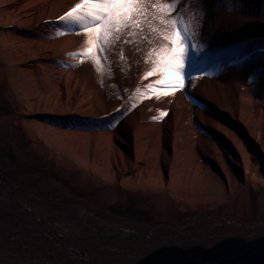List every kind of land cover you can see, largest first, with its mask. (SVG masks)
I'll use <instances>...</instances> for the list:
<instances>
[{
    "label": "bare ground",
    "instance_id": "1",
    "mask_svg": "<svg viewBox=\"0 0 264 264\" xmlns=\"http://www.w3.org/2000/svg\"><path fill=\"white\" fill-rule=\"evenodd\" d=\"M78 2L0 0V264H264V83L252 66L228 64L262 47L264 0H157L172 5L167 21L185 15L197 68L221 60L188 69L183 88L159 96L140 93L162 79L144 73L169 46L160 34L169 25L147 17L126 42L97 51V69L75 55L87 47L83 30L56 23ZM13 136L68 173H32L43 191L31 201L15 183L30 174L1 157ZM93 186L96 195H78ZM251 186L262 188L254 220ZM130 193L156 220L112 214Z\"/></svg>",
    "mask_w": 264,
    "mask_h": 264
},
{
    "label": "snow or ice",
    "instance_id": "2",
    "mask_svg": "<svg viewBox=\"0 0 264 264\" xmlns=\"http://www.w3.org/2000/svg\"><path fill=\"white\" fill-rule=\"evenodd\" d=\"M148 7L154 8L151 15H158L162 24H168V30L161 32L169 46L162 47L156 51V60L151 71L145 72V77L159 75L162 79L147 85L145 92H137L141 96L153 93L157 96L161 94L157 89H180L185 86V61L188 49L185 47L189 39V30L179 19L167 21L164 19L172 8L169 3L147 5L144 0H79L75 6L66 11L58 18L56 23L65 27L79 26L87 36V47L83 52L76 53L78 56H91L97 69L100 67V60L97 58V51H107L110 46H118L121 42H126L134 34V30L140 28L141 17L150 15L146 11ZM155 33L158 30L152 29ZM195 50V45L192 46ZM174 76L176 82L165 83ZM120 110H117V115ZM166 113L160 112L159 116H154L153 120L162 118ZM119 123V121H117Z\"/></svg>",
    "mask_w": 264,
    "mask_h": 264
},
{
    "label": "rangeland",
    "instance_id": "3",
    "mask_svg": "<svg viewBox=\"0 0 264 264\" xmlns=\"http://www.w3.org/2000/svg\"><path fill=\"white\" fill-rule=\"evenodd\" d=\"M264 53H258L255 58L247 60L243 63L242 65L239 66L241 68H246L248 69L250 66H252L253 72L251 73L250 77L252 80H259V82L262 84L261 76H264ZM107 68V65H106ZM213 69H216L215 67ZM107 71L111 72L110 69H106ZM110 74V73H109ZM105 81H106V87L108 91L110 92L112 96L114 95V89H118L117 85L113 82L114 80L109 78L108 75L105 76ZM260 83H258L260 85ZM264 91V90H263ZM1 110V108H0ZM17 131V130H16ZM18 131H22V128H18ZM29 145L30 142L26 138H22L20 140H16V137L13 136V145L5 147L2 152H1V157L10 160V162L17 167L18 169H22L23 172L30 174V176L27 177L28 183L25 181L19 182L17 179V183L20 186V193L22 194L23 197L31 201L32 199H35V193L32 189L37 188L38 190L43 191V186L40 185L37 180L31 175L32 173H39L42 175H48L49 177H56L59 178L65 177L68 173L63 167H58L55 164L50 165L49 161L44 160L40 156L33 155L32 153H29L27 149L29 150ZM1 161V160H0ZM1 162H4L2 160ZM10 176H15L19 172L17 170H10L7 172ZM17 178V177H16ZM70 181H68L69 183ZM68 185V184H67ZM75 186H72L74 190L77 191V183H74ZM72 188V190H73ZM18 189V188H16ZM30 189V191H29ZM73 190V191H74ZM99 188L93 186V187H88L84 188L81 190L78 195L80 197H85V196H94L96 193H98ZM262 188L259 190H254V187L251 186V193H252V204H251V213L250 215H246V219L248 220H254L256 219L258 215V205H257V199L259 194L261 193ZM129 203L126 206L123 207H113L111 208L112 214L114 216H123L127 218V221L129 223L135 222L139 224H144V223H150L151 221L153 222L155 217L152 216L151 212L148 211H143L139 208V204L144 201V197L140 193H130L129 195ZM50 196H45V200H47ZM55 199H59L56 196H53ZM153 197V196H151ZM41 204L43 203L42 201H39ZM47 202V201H45ZM53 206L61 209L63 207V203L59 201H53L50 202ZM44 204V203H43ZM65 204V203H64ZM201 209L195 210V211H188L184 215H194L199 213ZM225 207H220L216 211H211L210 213L212 215H222L224 213ZM157 223V221H155Z\"/></svg>",
    "mask_w": 264,
    "mask_h": 264
}]
</instances>
